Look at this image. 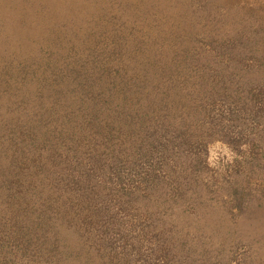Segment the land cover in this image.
Here are the masks:
<instances>
[{
  "label": "rangeland",
  "instance_id": "1",
  "mask_svg": "<svg viewBox=\"0 0 264 264\" xmlns=\"http://www.w3.org/2000/svg\"><path fill=\"white\" fill-rule=\"evenodd\" d=\"M155 51L175 86L154 77L137 143L113 111L83 119L72 75L107 78L96 102ZM0 125V264H264V0H0Z\"/></svg>",
  "mask_w": 264,
  "mask_h": 264
},
{
  "label": "trees",
  "instance_id": "2",
  "mask_svg": "<svg viewBox=\"0 0 264 264\" xmlns=\"http://www.w3.org/2000/svg\"><path fill=\"white\" fill-rule=\"evenodd\" d=\"M177 49L181 52L180 53V61H182L183 64H187L189 62V57L191 53V47L186 46L185 44H180ZM157 51L153 52L152 54V62L150 63V66L147 67V77L144 80L143 83H135L129 88H125L128 85L129 78H126L123 74L120 75L116 74L113 80H111V84L109 87L107 86L105 91H102L103 95L100 100L94 102L100 94L95 93L92 89V84L94 85L93 79H107L101 74L99 75H93V73H89L86 75L82 80L77 81V76L71 77L69 83L72 85H80L81 90L84 92V95L82 98H85L86 100H82V103L79 106L78 112L84 117L83 119H98V112L100 110H107V111H113L114 117L117 122L121 125H125L126 129L129 130V135L132 138L131 141L134 143H137L140 135L148 131L152 123V121H149V119H152L153 117V106L155 105V102H160L163 97V93H159V90L153 85L154 77L157 76L160 80L162 77L167 76V79H170L175 86V77L171 76L172 72H175V66L170 62H167L166 60H163V58H157L155 56V53ZM148 55V56H149ZM175 58V55L173 56V59ZM176 63V61H175ZM65 81V79L63 80ZM199 88L202 89V84H210L211 82L207 81L206 83H203L202 80H200ZM152 84V85H151ZM60 89V88H59ZM58 90V89H57ZM119 91L124 93L121 99V102L116 101L114 99L115 92ZM204 90V89H203ZM215 90V88H214ZM124 91V92H123ZM201 91V90H200ZM199 93H202L200 92ZM208 91V90H207ZM100 92V91H98ZM135 92L138 93V98L140 99V103L137 102H130V94H135ZM211 92V91H210ZM214 92V91H212ZM161 94V95H160ZM62 95V94H59ZM141 96H144V100L142 101L143 104H141ZM59 101H55L52 103L51 107L49 108V114H52L53 116L56 114V112H59ZM64 113V110L63 112ZM64 116V114H61ZM39 119H42L40 115L37 116L36 119H27L26 121H23V123L18 124H10L9 130L10 131H19L25 134L26 136H33L34 134H37L40 132L41 124ZM34 120V121H33ZM61 120L58 119H52V122L50 126L52 128H57L59 126ZM58 122V123H57ZM89 128L91 129L94 126V123L92 121H88ZM121 125L117 126V129L120 130ZM88 125H82L77 130H71L68 129L61 131V133L66 137H73L76 139L78 143L77 138V131L86 129ZM2 128L0 125V134H2ZM141 142L143 141V138L140 139ZM74 147V146H73ZM81 149H75L74 151H79ZM72 151V150H69ZM83 161L81 160L77 164L76 169H72L71 172L75 174L76 180L79 179L80 174L83 178V171H81V167L83 166ZM65 170H69V168L65 167Z\"/></svg>",
  "mask_w": 264,
  "mask_h": 264
}]
</instances>
